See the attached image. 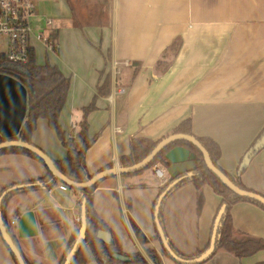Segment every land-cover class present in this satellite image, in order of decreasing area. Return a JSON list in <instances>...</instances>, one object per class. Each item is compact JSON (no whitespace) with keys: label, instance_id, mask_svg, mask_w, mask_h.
Returning a JSON list of instances; mask_svg holds the SVG:
<instances>
[{"label":"crops","instance_id":"1","mask_svg":"<svg viewBox=\"0 0 264 264\" xmlns=\"http://www.w3.org/2000/svg\"><path fill=\"white\" fill-rule=\"evenodd\" d=\"M55 1L36 2L33 18L46 19L39 29L32 24L35 62L43 64L47 57L70 80L58 122L74 147L80 145L82 109L95 99V108L87 114L88 135H95L85 154L89 173L119 165L130 152L132 137L162 139L190 117L195 136L209 137L220 146V168L264 195V146L238 171L245 152L264 128V0ZM48 2H54L51 13L45 11ZM37 32L55 35L57 50L47 49ZM177 37L176 55L163 73H157L156 59ZM35 46L40 48L37 54ZM134 61L139 64L133 77ZM107 76L108 91L100 93ZM31 141L53 159L66 155L45 118L37 120ZM194 165L188 157L100 180L92 204L118 237L124 254L145 256V249L151 248L162 264H181L164 255L160 241L152 238L156 233L153 206L160 188ZM156 167H162L163 177L156 175ZM46 172L43 163L26 154L0 153V191ZM59 184L15 192L6 204L9 230L30 264H58L80 226L82 192L68 185L61 189ZM220 202L221 196L209 184L197 189L192 181L167 196L165 229L179 252L192 255L207 244ZM28 210L34 213L37 233L20 236L12 220ZM230 212L234 227L244 233L237 238L264 240V209L240 200ZM132 221L148 238L144 244L136 237ZM258 261H264V249L242 258L219 249L199 264ZM0 264H16L1 234Z\"/></svg>","mask_w":264,"mask_h":264},{"label":"trees","instance_id":"2","mask_svg":"<svg viewBox=\"0 0 264 264\" xmlns=\"http://www.w3.org/2000/svg\"><path fill=\"white\" fill-rule=\"evenodd\" d=\"M51 38L52 40H54V42H56L55 35L52 34ZM179 45H180V39L177 37L173 39L170 42V44L163 50L162 54L156 59L155 64H154V70L157 73L161 74L168 68L172 59L176 55V51L179 48ZM52 50H57V43H56V46L52 48ZM138 64L139 63L137 61H134L133 63V65H135L133 77L138 72V68H137ZM0 72L16 77L17 79L21 80L27 88L26 117L23 120V123L19 130L17 138H20L24 141L32 143L31 135L36 126L37 120L39 118H45L47 120L49 127L55 130L59 139H61L62 144L66 148V155L64 157L60 159H53L55 165L59 168V170H61L63 173H65L72 179H75L78 181H84L90 178L93 174L89 173L87 170L86 162H85V154L89 146L94 142L95 135L92 137L88 135L87 114L95 108V105H94L95 99L93 98V100L89 103V105L83 107L82 109L83 118L80 123V129L78 132V138L80 140V145L79 147H74L71 144L70 140L64 138L65 136L64 132L62 131L60 124L58 122L59 113L64 104L66 92H67V89L70 83L69 78L64 76V74L61 72V70L56 65L50 64L47 57L43 64H37L35 62V53L33 50L32 52H30L29 61L26 63H21V64L13 63L7 60V58L5 57L3 53L0 54ZM108 79H109V76L105 78V81L103 82L101 87L98 89L100 93L101 92L106 93L108 91V87H109ZM172 133H186V134L194 135L192 132L191 118L188 117L184 119L183 121H181L178 125L173 127L163 137H166ZM263 133H264V128L259 132V134L255 138V140L251 143L249 148L253 146L255 141ZM197 138L201 141V143L204 145V147L208 151V154L210 155V158L213 161V163L220 168V166L217 164V160L221 154L220 146L218 145V143L209 137H197ZM160 139L153 140V139L146 138V137H132L130 139V152L128 155L121 157L120 164L127 165V164H131V163H134L142 159L153 149V147L157 144V142ZM2 140H4V138L0 136V141ZM175 145H183L189 148L190 151L195 154V157L193 158L195 165L193 169L191 170L192 175L182 178L166 194V196L163 198L160 204L158 217H159L160 224L164 230L165 236L166 237L168 236L166 233L165 224H164V216H163V207H164L165 200L167 196L175 188H177L178 186H180L181 184L185 182L192 181L197 189H199L204 183L209 184L213 188V190L221 196V202L217 208L216 214L218 210L220 209V207L223 204H225V211L220 219V224L217 229V233L219 234V236L216 238L214 252H216L219 249H223V250H227L228 252L233 253L238 258H242L245 256H250L260 249H264V240L262 239H254V238H250L247 236L244 238H240V239L237 238L238 235L244 236V233L234 227L232 223L231 212H230L232 204L240 200L250 201L258 205L262 209H264V205H262L261 203H259L258 201L254 199H250L245 196H239L235 194L234 192H232L212 171H210L206 167L204 159H203V155L196 146H194L193 144L185 140H176L170 143L169 145H167L165 148H163L144 168H148L159 161L164 163V155L166 151ZM249 148L247 149V151L249 150ZM3 152L23 153V154H26L30 157L37 159L38 161L44 164L43 160L40 157H38L33 152L27 149H24L22 147L11 146V147L0 149V153H3ZM256 152L257 151H254L251 154V157ZM242 159L240 163L242 162ZM243 167L244 166H240L239 164L238 171L241 172ZM220 169L225 174H227L239 187L248 189L241 182L239 177L237 176L235 177L231 175L230 173L224 171L222 168ZM141 170H138V171H141ZM138 171H135V172H138ZM129 173L131 174L133 172H129ZM180 175L182 174H178L177 176H180ZM175 177L170 178L165 183V185L162 188H160L159 193L164 189L167 183L170 182ZM57 182L63 183L62 181L56 179L52 175V173L47 169L46 174H44L43 176L39 178L30 179V180L19 182V183H12L11 185L4 187L0 191V194L2 193L3 190H5L6 188L12 185L27 184L25 186H20V187L11 189L10 191L6 192L1 198V202H0L1 215H2V219L4 223L6 224L7 228L9 229L8 223L5 218V207L8 202L9 197L12 194L18 191H26V190L33 189V188H38L41 185H45L46 187H52ZM99 182L100 181H98L97 183L89 187L83 188V189L73 188L75 191L82 192V196L80 198V204H81L82 199L85 198L87 228H86L85 237L79 244L70 264H86L92 260H96L98 264H104V261L106 264H110V263H113V264H150L149 261L145 258V256H143L142 254L138 252H135L129 255L124 254V252L121 250L118 237H116L115 234H113V232L107 226V224H105V222L95 212V209L92 204V197H93V191L98 186ZM156 199L154 201V205H155ZM214 219H213V223H214ZM213 223H212V227H213ZM131 224H132L134 233L136 237L138 238V240L140 241V243L144 244L146 241H148V238L142 233V231L133 221L131 222ZM78 228L75 229L74 232L72 233L68 243L66 244L63 256L58 264H61L63 262L66 253L68 252L71 245L73 244L76 238V235L78 233ZM99 230L108 231L111 234L110 240L108 242H105L103 239L97 236V232ZM152 238L158 239L161 243L160 236L157 230H156L154 237ZM169 244L171 248L177 254L183 257H192V256L200 254L208 246L209 241L203 248L198 249L192 255H184L181 252H179L174 247V245L171 243L170 240H169ZM161 252L164 255L169 256L167 251L164 249L162 243H161ZM145 253L154 264H162L161 259L155 249L147 248L145 249ZM12 256L16 264H18L13 254ZM25 262L26 264H30L27 260H25ZM254 264H264V261H258V262H255Z\"/></svg>","mask_w":264,"mask_h":264},{"label":"water","instance_id":"3","mask_svg":"<svg viewBox=\"0 0 264 264\" xmlns=\"http://www.w3.org/2000/svg\"><path fill=\"white\" fill-rule=\"evenodd\" d=\"M27 111V88L25 84L17 79L6 73L0 72V136L4 138V140L0 141V149L11 147V146H18L24 149H27L38 157H40L46 168L52 173V175L68 185L71 188H78L83 189L89 187L102 178L114 175L116 173H129L135 172L138 170L143 169L146 167L149 162L167 145L176 141V140H185L190 142L194 146H196L203 155V159L205 162L206 167L212 171L232 192L239 196H245L250 199H254L264 205V195L239 187L227 174H225L218 166H216L210 158L208 151L201 143V141L194 135L186 134V133H172L162 139H160L157 144L153 147V149L142 159L127 165H112L105 169H102L96 173H94L90 178L84 181H78L72 179L65 173H63L59 168L55 165L54 160L50 157L44 150H42L37 145L24 141L20 138H17L23 120L26 117ZM264 146V133L255 141L252 147L249 148L248 151L245 152L242 162L240 166H244L251 157V154L254 151H258L260 148ZM188 157L194 158L195 154L190 151L189 148L183 145H175L168 149L164 155V163L170 162H181L186 160ZM192 172H187L180 176L175 177L167 185L164 189L158 194L154 205V222L156 226V230L160 236L161 243L164 249L167 251L168 255L176 262L181 264H197L205 261L208 259L213 253L215 249V242L216 238L219 236L217 233L218 226L220 224V219L225 211V204H223L220 209L218 210L213 227L211 230L209 244L208 246L198 255L192 257H183L177 254L170 246L168 237L165 236L164 230L160 224L158 212L160 204L166 194L184 177L191 176ZM27 184H16L12 185L5 190L2 191L0 194V202L2 196L10 191L11 189L25 186ZM80 226L78 228V233L76 238L71 245L70 249L66 253L64 260L61 264H70L72 258L75 255V252L84 239L86 234L87 228V221H86V211H85V198L82 199L80 204ZM17 232L20 236H30L37 233V225L36 220L34 218V213L32 211H24L21 213L19 219L16 221ZM0 234L7 245L9 251L14 255L18 264H26L20 249L18 248L17 244L15 243L10 230L7 228L6 224L4 223L1 215V208H0ZM97 236L103 239L105 242L110 240L111 234L108 231L99 230L97 232ZM104 264L105 261H104Z\"/></svg>","mask_w":264,"mask_h":264},{"label":"built area","instance_id":"4","mask_svg":"<svg viewBox=\"0 0 264 264\" xmlns=\"http://www.w3.org/2000/svg\"><path fill=\"white\" fill-rule=\"evenodd\" d=\"M37 0H0V54H4L7 60L13 63H26L29 61L30 52L33 50L32 36L34 29L32 18L36 13ZM36 37L43 42L47 49L52 50L56 42L49 35L37 32ZM155 173L163 177L162 167H156ZM61 189L68 186L60 183ZM17 219L12 220V224Z\"/></svg>","mask_w":264,"mask_h":264},{"label":"rangeland","instance_id":"5","mask_svg":"<svg viewBox=\"0 0 264 264\" xmlns=\"http://www.w3.org/2000/svg\"><path fill=\"white\" fill-rule=\"evenodd\" d=\"M54 1H55V0H54ZM60 1H61V0H57V1H55V2H56V4H57V3H60ZM45 8H46L45 11H47V13H51L52 10H53V8H54V2H48V3L45 5ZM45 19H46V18H44V17H34V18L32 19V24H33V26H35V27L38 26V29H39V28H41V26L45 23ZM46 25H47V24H46ZM0 48L3 50V49H4V45H0ZM35 49H36V54H37V53H38V50H39L40 48H36V46H35ZM39 52H40V50H39ZM119 75H120V74H118V77H120ZM159 162H161V161H159ZM160 251H161V249H160ZM145 258L149 261L150 264H153V262L151 261V259H149V257H148L147 255H145Z\"/></svg>","mask_w":264,"mask_h":264}]
</instances>
